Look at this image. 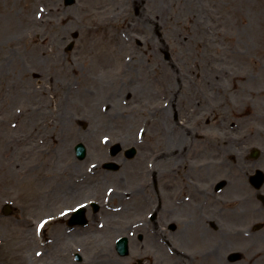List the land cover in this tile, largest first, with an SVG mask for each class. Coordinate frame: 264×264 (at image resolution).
<instances>
[{
  "label": "rangeland",
  "instance_id": "1",
  "mask_svg": "<svg viewBox=\"0 0 264 264\" xmlns=\"http://www.w3.org/2000/svg\"><path fill=\"white\" fill-rule=\"evenodd\" d=\"M97 22L114 24L93 28ZM159 108L169 110L171 126L191 132L186 151L175 149L176 140L159 143ZM80 141L88 156L74 170L80 162L73 145ZM114 141L134 145L138 155L118 156L120 171L107 178L99 166V177H92L99 194H84L88 186L80 178L91 163L109 158L105 148ZM253 147L260 150L257 158L250 156ZM181 156L194 158L192 170L178 168ZM138 160L142 171L132 169ZM174 167L179 170L166 173ZM256 167L264 169V0H0V198L16 208L8 223L21 222L17 228L0 224L9 264H28L24 232L46 210L36 209L33 197L55 185L64 192L67 181L76 186L77 194L60 193V208L86 197L109 198L106 188L133 187L121 182L127 171L144 179L158 172L175 185L190 183L189 174L202 183L204 169L212 185L241 179L244 187L245 174ZM245 189L242 196L253 202L252 189ZM223 199L230 201L226 194ZM121 200H105L106 215L98 220L106 223L109 206ZM258 249L264 264V240Z\"/></svg>",
  "mask_w": 264,
  "mask_h": 264
},
{
  "label": "flooded vegetation",
  "instance_id": "2",
  "mask_svg": "<svg viewBox=\"0 0 264 264\" xmlns=\"http://www.w3.org/2000/svg\"><path fill=\"white\" fill-rule=\"evenodd\" d=\"M187 177L192 180L190 174ZM200 178L204 181L196 182L191 191L185 186L175 185L170 187L173 190L165 192L168 186L155 185L154 197L145 195L146 202L134 206L127 218L109 226L108 230L98 234L93 230L73 228L69 236L75 244L87 237L94 240L84 243L86 253L92 256L94 264H109L108 259L116 260L118 264H255L259 235L253 227L258 218H264V211L256 210L251 203L245 206L242 202L244 191L238 192L239 189L231 196H240V202L236 203L231 212L226 211L225 207L211 210L209 177L206 175ZM39 200L41 206L47 202L44 196ZM164 201L166 208L163 207ZM58 204L57 198L52 199L47 203L46 210L53 215ZM139 215L143 217L134 218ZM64 225L65 221L59 220L49 224V228L62 253L66 255L67 248L62 238ZM227 225L236 227L235 233H229V239L239 248L240 258L237 261L228 260L227 253L223 254L220 249L221 242L227 239ZM211 228L214 233H211ZM195 229H198L197 233ZM121 235L128 239V253L123 257L117 255L114 244ZM181 235L185 236L183 240L180 239ZM212 240L217 242L213 259L209 244ZM166 248H172V255ZM105 253L108 257L104 256ZM62 263L59 259L58 264Z\"/></svg>",
  "mask_w": 264,
  "mask_h": 264
},
{
  "label": "bare ground",
  "instance_id": "3",
  "mask_svg": "<svg viewBox=\"0 0 264 264\" xmlns=\"http://www.w3.org/2000/svg\"><path fill=\"white\" fill-rule=\"evenodd\" d=\"M113 24H114V22H97V23H95L94 24V27L93 28H96L97 27V29L98 28H100V27H108L109 28V30L111 29V27L113 26ZM122 24L124 25L125 24V22H122ZM39 40H41V38H40V36H36ZM121 47H123V45H121ZM121 47H119V48H121ZM118 49V48H117ZM214 84V83H213ZM215 85V84H214ZM233 86H236V84L233 82ZM73 91H75V90H73ZM71 93H72V91H71ZM70 94V93H69ZM72 95H75V94H72ZM77 95V94H76ZM189 98V95H187L186 94V96H185V100H187ZM172 102V101H171ZM39 109H40V107H38ZM160 109V108H159ZM157 109V110H154V112L156 113V114H159L160 116H161V118L159 119V122H160V125H161V128H160V134H159V136H161L162 137V141H160L159 143H161V144H163L164 146H167L168 145V143H171V142H173L174 140H176L177 142L176 143H171L172 145H174V147H175V149L176 148H180V147H182L183 146V150L184 149H186V147L185 146H187L186 145V142H187V138L188 139H190L191 138V132L189 131V133L188 134H186L185 135V132H179L176 128H175V126H171V123L166 119V117L165 116H167L168 115V113H169V110H167V111H164L166 108H162V109ZM171 109H174L173 107L171 108ZM135 111H140V109H138V108H131L130 109V112L131 113H134ZM93 113V112H92ZM95 113V112H94ZM91 114V115H96V114ZM16 116H19V114L18 115H15V117ZM34 125H37V124H34ZM34 125H33V127H34ZM47 125H49V124H47ZM103 126V125H102ZM183 128H185L184 126H183ZM186 129V128H185ZM193 134H194V132H193ZM194 135H196V133L194 134ZM45 138L47 137V136H52V134L51 133H48V134H45V135H43ZM152 136H154V133H153V135ZM15 139V138H14ZM54 139V138H53ZM53 139H52V141H53ZM12 142H13V139H12ZM91 142V146H94L95 144H94V141H90ZM91 149H93L92 147H91ZM34 150V149H33ZM38 151V150H37ZM229 154H230V156H232V154H231V152L229 151ZM233 157V156H232ZM178 161H181L180 159H178ZM142 161L141 160H138V161H136L135 163H134V165L132 166V169L133 170H137V171H142V169H139L140 167H141V165L142 164H140ZM81 166V164H78V167L77 168H79ZM238 179V178H237ZM236 179V180H237ZM233 186H232V188L228 191L230 194H232L233 192H234V189H236V187L237 186H239V185H241V184H243V181H241V179H239V180H237V181H234L233 180ZM87 186H88V189H87V191H90V189L91 188H96V189H94V191H96L97 190V188H98V184L96 183L95 185H92V184H90V183H88L87 184ZM69 189V188H68ZM113 196H116V195H113ZM248 201V198L246 199V202ZM134 206H135V203H130V204H128V208H127V210L126 211H122V212H120V213H112L111 214V216L112 217H117V218H119V220H123L124 218H127L128 217V215L130 214V213H132V209L134 208ZM117 223H119V221H117ZM198 232V229H195V233H197ZM185 238V236L184 235H181V237H180V239L181 240H183ZM27 241H28V239H27ZM92 241H94L92 238H90V237H87L86 239H83L81 242L82 243H85V242H92ZM105 257H108V254H106L105 253V255H104ZM58 259H60L63 263H65V262H67L68 261V257L66 256V255H64L63 253H62V249L60 248V247H58L57 249H56V251L54 252V255H53V259H52V264H57V260ZM108 261H109V264H118V262L116 261V260H113V259H108Z\"/></svg>",
  "mask_w": 264,
  "mask_h": 264
}]
</instances>
